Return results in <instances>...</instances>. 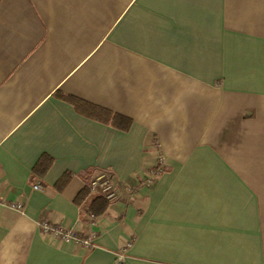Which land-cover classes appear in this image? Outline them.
<instances>
[{
    "label": "crops",
    "instance_id": "crops-1",
    "mask_svg": "<svg viewBox=\"0 0 264 264\" xmlns=\"http://www.w3.org/2000/svg\"><path fill=\"white\" fill-rule=\"evenodd\" d=\"M0 195V264H264V0H0Z\"/></svg>",
    "mask_w": 264,
    "mask_h": 264
},
{
    "label": "trees",
    "instance_id": "trees-1",
    "mask_svg": "<svg viewBox=\"0 0 264 264\" xmlns=\"http://www.w3.org/2000/svg\"><path fill=\"white\" fill-rule=\"evenodd\" d=\"M64 100L68 101V103H70L77 112L90 119H93L105 125H109L110 127L122 133H128L130 131L132 123L129 120L96 109H89V111L87 112L81 111L80 108L83 107L82 104L74 100H68L66 98H64ZM51 165H52L51 159L47 157H42L34 167L32 173L34 174V176L38 178H42ZM70 179H71L70 174L64 175L62 179L55 186L57 190L62 191L67 186ZM75 204L78 205L79 207H86V214L88 216H92L94 219H99L105 216L108 212V208L110 205L109 202L106 201L101 196L91 197L89 192V185L86 186L82 190V192L77 196L75 200Z\"/></svg>",
    "mask_w": 264,
    "mask_h": 264
},
{
    "label": "built area",
    "instance_id": "built-area-1",
    "mask_svg": "<svg viewBox=\"0 0 264 264\" xmlns=\"http://www.w3.org/2000/svg\"><path fill=\"white\" fill-rule=\"evenodd\" d=\"M35 191H41L40 185H35L33 187ZM89 192L91 196H101L106 201L112 202L116 199V192L113 190L112 182L109 178L105 176H100L93 180L89 185ZM0 205L7 207L10 210L16 211L20 214L23 212V205L19 203H6L0 195ZM91 219L93 217H90ZM38 227L43 235L49 236L60 240L64 243H71L74 245H80L84 247H90L92 244V238H80L73 230H68L60 226H52L47 222L39 223ZM113 264H126V255L124 253L118 254L116 256L115 262Z\"/></svg>",
    "mask_w": 264,
    "mask_h": 264
}]
</instances>
